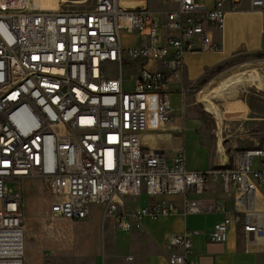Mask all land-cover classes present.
Listing matches in <instances>:
<instances>
[{
	"label": "built area",
	"instance_id": "2783aa9c",
	"mask_svg": "<svg viewBox=\"0 0 264 264\" xmlns=\"http://www.w3.org/2000/svg\"><path fill=\"white\" fill-rule=\"evenodd\" d=\"M173 1L175 9L154 11L120 0H95L87 10L0 0V264H24V178L43 184L50 216L82 219L98 203L122 230L142 229L145 216L168 218L178 209L155 196L180 194L186 214L223 213L211 240H225L234 223L248 244L264 245V146L236 151L227 166L191 170L184 144L170 157L144 143L174 119L170 84L180 85L184 112L185 55L218 50L213 32L225 25L224 0L212 9ZM250 1L264 14V0ZM136 32L145 42L124 45L122 34ZM210 181L232 196L231 209L190 196ZM144 193L145 205L128 203ZM192 246V231L172 235L169 263L199 264ZM47 254L45 264H53L55 252Z\"/></svg>",
	"mask_w": 264,
	"mask_h": 264
},
{
	"label": "crops",
	"instance_id": "0c3cea01",
	"mask_svg": "<svg viewBox=\"0 0 264 264\" xmlns=\"http://www.w3.org/2000/svg\"><path fill=\"white\" fill-rule=\"evenodd\" d=\"M129 9L146 7L154 11H168L175 9L177 3L173 0H120ZM218 0H196L207 9H212ZM74 2L66 0L64 3ZM91 2L89 5H83ZM95 0L75 1L66 7L87 10L93 7ZM63 5V4H62ZM61 5V6H62ZM60 6V5H59ZM58 6V7H59ZM54 7V5H53ZM65 7V6H64ZM224 7L227 10L225 25L222 31H214L213 36L219 42L220 48L215 51H196L185 55L186 72L185 85L187 92L184 98V112L182 107V94L178 84H170L172 88L171 99L174 111V119L169 122L165 129L148 132L143 136L145 145L154 149L166 150L170 157L174 150L184 144L186 152L187 167L191 170H207L214 167L227 166L231 163L234 152L228 153L223 148L209 145L211 138L201 132L203 120L192 115L187 116L189 104L186 102L197 89L200 80L206 78L208 73L214 70H221L222 77L254 64L255 59H240L242 56L251 57L264 50V14L259 10L251 9L250 0H224ZM123 43L126 46H140L145 39L140 33L132 35L122 34ZM231 61L229 64H224ZM141 62L139 60L131 63L134 74L138 72ZM159 66L152 64V68ZM191 70V73H190ZM219 73V72H218ZM189 102V101H188ZM250 107L249 98L238 102ZM181 112V114H177ZM187 138V147H186ZM27 190V201L23 204L24 213V264H45V253L50 251H64L75 257V260L91 259L93 264H170L168 261L169 240L174 234L183 232L185 229L192 231L193 256L199 264H264V245H250L245 241L240 227L234 223L227 228L226 238L223 241H214L209 238V233L215 224L223 219V213L205 210L198 213L183 211L182 195H157L156 201H170L177 205V211L168 218L155 219L145 216L142 220V229L122 230L113 218H104V206L98 203L90 205L89 214L82 219L70 220L61 215H48L50 201L47 199L39 204L35 192L31 190V182L43 184L32 178H24ZM264 204V185L261 189ZM146 200L138 203L137 200L128 199L132 207L145 205L149 197L145 194ZM190 196L198 199L202 206H209L224 202L227 208L233 207V199L229 194L222 191L218 181H210L206 189ZM48 219L50 224H57L56 232L58 245L56 249L41 246L37 249H30L28 241L33 228L40 231L44 228L52 232V225L45 226L40 218ZM93 222L97 236L96 246L93 250L82 248L76 249L71 240L70 231L74 225H84L86 222ZM108 225L126 236V250L122 255L111 252L109 244L102 245V230ZM44 226V227H43ZM71 240V241H70ZM132 256V259H128Z\"/></svg>",
	"mask_w": 264,
	"mask_h": 264
},
{
	"label": "rangeland",
	"instance_id": "374dc122",
	"mask_svg": "<svg viewBox=\"0 0 264 264\" xmlns=\"http://www.w3.org/2000/svg\"><path fill=\"white\" fill-rule=\"evenodd\" d=\"M53 3L54 7L60 5L67 6L70 3ZM50 0H43L46 5ZM86 2L83 5H89ZM50 6V3L49 5ZM255 59L254 64H249L241 70L232 72L222 77L221 70H214L208 73L205 79L200 80L196 86L197 89L192 93L190 99L186 102L191 108L188 109L187 116L192 115L203 120L201 132L211 138L209 145L224 147L228 153L252 148L256 144L264 146V86L259 85L260 77L264 78V50L253 54L251 57L240 59ZM107 70L114 73L113 64H107ZM122 72L127 75L131 72L129 67H124ZM219 72V73H218ZM191 73V70H190ZM249 98L250 107L238 103ZM189 101V102H188ZM193 111V112H192ZM181 114V112H177ZM187 147V138H186ZM31 190L39 204L43 203L46 197V190L41 188L40 184L31 182ZM13 187V186H12ZM14 188L17 186L14 185ZM263 198V196L261 195ZM26 183L23 181V202L27 201ZM146 200L145 193L137 198L138 203ZM50 201V200H49ZM23 203V204H24ZM263 206V205H262ZM40 222L45 226L52 225V232L41 228L40 231L33 228L28 246L30 249H37L41 246L56 249L58 245L57 224H50L48 219L40 218ZM44 227V226H43ZM70 237L76 249L86 248L93 250L96 246L97 236L93 222H86L82 225H74L70 231ZM70 240V241H71ZM126 236L116 231L112 225H108L102 230V245L109 244L111 252L122 255L125 247ZM105 247V251H106ZM51 256L53 264H93L91 259L75 260V257L64 251H54ZM48 253V252H47ZM45 253V259L49 254ZM102 257L100 258V264Z\"/></svg>",
	"mask_w": 264,
	"mask_h": 264
},
{
	"label": "bare ground",
	"instance_id": "6f19581e",
	"mask_svg": "<svg viewBox=\"0 0 264 264\" xmlns=\"http://www.w3.org/2000/svg\"><path fill=\"white\" fill-rule=\"evenodd\" d=\"M65 1L66 0H61L60 2H63L64 3ZM55 2H58V0H50V2H48L46 5H43V6H45V7H51V8H60V6L59 7H53L52 4L55 3ZM49 3H50V6H47V5H49ZM259 85L264 86V78L260 77V83H259Z\"/></svg>",
	"mask_w": 264,
	"mask_h": 264
},
{
	"label": "trees",
	"instance_id": "16d2710c",
	"mask_svg": "<svg viewBox=\"0 0 264 264\" xmlns=\"http://www.w3.org/2000/svg\"><path fill=\"white\" fill-rule=\"evenodd\" d=\"M260 53V52H259ZM231 61H226L224 64L220 65L219 68H221L223 65L229 64Z\"/></svg>",
	"mask_w": 264,
	"mask_h": 264
},
{
	"label": "water",
	"instance_id": "95a60500",
	"mask_svg": "<svg viewBox=\"0 0 264 264\" xmlns=\"http://www.w3.org/2000/svg\"><path fill=\"white\" fill-rule=\"evenodd\" d=\"M196 87H194V89H195ZM256 145H260V144H256Z\"/></svg>",
	"mask_w": 264,
	"mask_h": 264
}]
</instances>
